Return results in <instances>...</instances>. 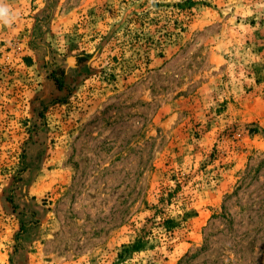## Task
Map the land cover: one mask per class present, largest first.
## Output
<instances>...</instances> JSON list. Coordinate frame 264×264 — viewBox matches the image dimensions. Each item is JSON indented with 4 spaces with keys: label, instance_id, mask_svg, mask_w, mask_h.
Wrapping results in <instances>:
<instances>
[{
    "label": "rangeland",
    "instance_id": "1",
    "mask_svg": "<svg viewBox=\"0 0 264 264\" xmlns=\"http://www.w3.org/2000/svg\"><path fill=\"white\" fill-rule=\"evenodd\" d=\"M0 7V264H264V0Z\"/></svg>",
    "mask_w": 264,
    "mask_h": 264
},
{
    "label": "clouds",
    "instance_id": "2",
    "mask_svg": "<svg viewBox=\"0 0 264 264\" xmlns=\"http://www.w3.org/2000/svg\"><path fill=\"white\" fill-rule=\"evenodd\" d=\"M7 9L6 8H3V7H0V17H3L5 18V22H7Z\"/></svg>",
    "mask_w": 264,
    "mask_h": 264
},
{
    "label": "trees",
    "instance_id": "3",
    "mask_svg": "<svg viewBox=\"0 0 264 264\" xmlns=\"http://www.w3.org/2000/svg\"><path fill=\"white\" fill-rule=\"evenodd\" d=\"M56 82H58V80L56 79Z\"/></svg>",
    "mask_w": 264,
    "mask_h": 264
}]
</instances>
